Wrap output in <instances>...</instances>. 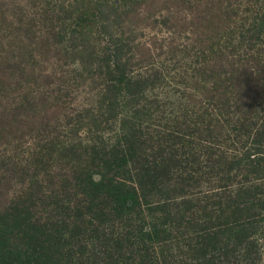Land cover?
<instances>
[{
    "label": "trees",
    "instance_id": "1",
    "mask_svg": "<svg viewBox=\"0 0 264 264\" xmlns=\"http://www.w3.org/2000/svg\"><path fill=\"white\" fill-rule=\"evenodd\" d=\"M24 3L0 0V264H262L264 200H241L235 186L250 181L234 172L264 180L250 158L264 156V89L253 85L264 78L240 73L250 62L264 73V16L231 13L251 24L198 72L212 85L198 114L153 98L159 71L119 50L78 58L85 44L66 36L77 0ZM87 84L96 101L83 104ZM228 89L245 92L246 112Z\"/></svg>",
    "mask_w": 264,
    "mask_h": 264
},
{
    "label": "rangeland",
    "instance_id": "2",
    "mask_svg": "<svg viewBox=\"0 0 264 264\" xmlns=\"http://www.w3.org/2000/svg\"><path fill=\"white\" fill-rule=\"evenodd\" d=\"M20 1L26 5V0H18ZM77 3L80 10L71 13L73 20L66 27V36L75 38L76 45L85 44V52L82 49L74 52L78 58L91 56V60H95L102 57V54L109 55L111 51L119 50L121 54H125L124 60L130 65L149 74H152V69L153 73L159 71L158 79L151 77L146 83L154 84L149 92L153 98L160 101L165 98L163 103L166 108L172 103V110L179 106L198 114L200 109L205 107V98L209 96L206 91L212 90L211 84L202 83V79L197 77L198 72L204 70L209 61L211 64L219 63V57L232 54L239 46V36L244 34L251 24L250 20L242 21L232 17L231 13L253 19L264 16V0H77ZM164 23L166 25H163ZM256 46V51L261 52L259 57L264 60V45ZM90 66L91 74L97 76V67ZM251 66H254L252 62L245 66V70H240L244 78H264V73L259 74L255 66L254 70H251ZM262 66L260 65V68ZM227 71L231 73L228 67ZM79 74L84 75L81 71ZM143 77L145 79L147 76L143 74ZM227 77L230 75L227 74ZM224 79L222 76L220 81ZM95 83L103 81L97 78ZM253 85L254 90L264 89V83L261 81H253ZM89 86L90 84H87L82 87L80 102L83 104L87 102L84 101L85 98L89 99V103L96 101L95 92L92 93V98L84 96V92L89 91ZM97 87L102 86L100 84ZM228 91L233 93L227 95L230 105L246 112L242 107L248 104L242 97L245 92H234L232 89ZM259 97L255 98L256 105L264 103V93L260 92ZM235 103L237 105H234ZM207 107L206 105V109ZM252 129L250 128V131ZM243 141L247 142V138H243ZM234 147L237 151L242 150L240 144H234ZM250 158L254 165L261 163L264 167V156ZM235 162L240 163L241 168L251 164L243 159L232 163ZM229 163L230 160L226 164ZM234 176L236 183L242 185L243 179L250 181L248 189L241 190L242 186H235L241 193V200L247 201V198L251 197V202L255 203L264 200V180L255 181L253 176H248L243 170L235 171ZM198 200L201 201L197 203L199 207L204 206L203 198ZM259 213L262 214L263 211ZM202 217L203 211L198 210L195 218ZM262 227L264 229V223ZM258 255L264 264V244Z\"/></svg>",
    "mask_w": 264,
    "mask_h": 264
}]
</instances>
